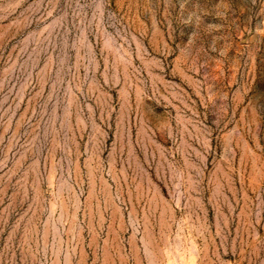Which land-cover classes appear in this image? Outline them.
Wrapping results in <instances>:
<instances>
[{
  "label": "rangeland",
  "instance_id": "rangeland-1",
  "mask_svg": "<svg viewBox=\"0 0 264 264\" xmlns=\"http://www.w3.org/2000/svg\"><path fill=\"white\" fill-rule=\"evenodd\" d=\"M0 264H264V0H0Z\"/></svg>",
  "mask_w": 264,
  "mask_h": 264
}]
</instances>
